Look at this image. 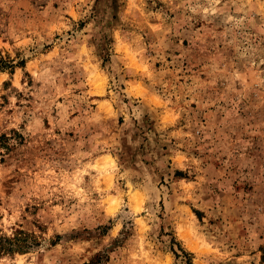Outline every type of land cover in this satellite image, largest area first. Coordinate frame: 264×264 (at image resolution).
<instances>
[{
    "label": "rangeland",
    "instance_id": "374dc122",
    "mask_svg": "<svg viewBox=\"0 0 264 264\" xmlns=\"http://www.w3.org/2000/svg\"><path fill=\"white\" fill-rule=\"evenodd\" d=\"M0 264H264V0H0Z\"/></svg>",
    "mask_w": 264,
    "mask_h": 264
},
{
    "label": "bare ground",
    "instance_id": "6f19581e",
    "mask_svg": "<svg viewBox=\"0 0 264 264\" xmlns=\"http://www.w3.org/2000/svg\"><path fill=\"white\" fill-rule=\"evenodd\" d=\"M98 83V82H97Z\"/></svg>",
    "mask_w": 264,
    "mask_h": 264
}]
</instances>
